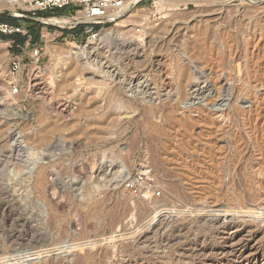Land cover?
I'll return each mask as SVG.
<instances>
[{
    "label": "rangeland",
    "instance_id": "obj_1",
    "mask_svg": "<svg viewBox=\"0 0 264 264\" xmlns=\"http://www.w3.org/2000/svg\"><path fill=\"white\" fill-rule=\"evenodd\" d=\"M127 1L137 11L100 28L113 33L107 44L57 37L83 32L69 12L57 17H76L71 25L40 23L49 34L35 43L38 63L32 47L15 53L0 38V264H75L89 252L99 254L93 264H180L175 249L138 243L159 211L175 219L152 242H183L199 232L197 214L222 211L243 223L227 232L248 244L230 264H264V0H196L176 11L166 0ZM12 5L0 0V15L35 21L32 5ZM71 48L83 49L81 61L65 62ZM142 165L139 191L114 183ZM193 259L181 264H210Z\"/></svg>",
    "mask_w": 264,
    "mask_h": 264
},
{
    "label": "bare ground",
    "instance_id": "obj_2",
    "mask_svg": "<svg viewBox=\"0 0 264 264\" xmlns=\"http://www.w3.org/2000/svg\"><path fill=\"white\" fill-rule=\"evenodd\" d=\"M7 1H8V3L11 4V6H13L12 5L13 4L12 0H7ZM193 1L196 2V0H166V2H164V3H165L167 11H176V10L179 9L181 4L187 5L188 3L193 2ZM21 2H22V0H21ZM128 2L129 1H126V4H125L124 8L122 9L123 11L121 13H119L117 15L113 14V15L109 16L108 18H106L105 20L113 21L114 23H117V27H121V23H124V20L122 21V19L124 18L126 13H128V12H136L137 11V10H135V7H134V3L135 2L134 3L132 2V4H131L132 8H130V4ZM130 9H132V10H130ZM80 18H81V14H79L78 18H76V19L80 20ZM49 21L53 22V23L61 24L62 26L63 25H67V24L71 25L73 23V19H71L69 17H58V18L50 19ZM103 31H102L101 36H103V38L105 39L104 44L105 43L107 44L109 42V38L111 36H113V33L111 34V32H103ZM89 46H90V44H89ZM63 53L65 54L63 56V58L65 59V62H68L69 60L75 62L77 60L81 61L83 59L82 55L84 54V51H83L82 48H71V49H64L60 54H63ZM79 63H81V62L78 61L77 64H75L76 65V67H75L76 70H77V67H78ZM55 78H56V81H58L60 78H62V73L57 74V76ZM56 81H54V80L51 81V84H53V85H54V83L56 84ZM75 90L77 91L78 88L75 89ZM198 103L199 104L203 103V100L202 99H198V102H196L194 100V101L191 102V105H195V104H198ZM214 111H217V113H218L219 108H217V109L215 108ZM58 112H59V110H58ZM221 118H223V115L219 114V119H221ZM50 129H54V127L50 128ZM48 134H45V135H48ZM41 136H42L41 138L43 139L44 138V134H41ZM44 177H45V175L42 172H40L39 175H38V179H37L38 180L37 181L38 185L42 184ZM176 185L177 184H171L170 185L171 193L176 194V193H178L177 190H180V189H178V185L177 186ZM174 194H172V196ZM178 195H179V193H178ZM152 202H148V201L146 202V206L148 205V207H149V208L146 207V209L148 208V210H151L150 212L147 210V213H152L153 212V210L151 208H154L155 205L153 207H150L153 204ZM221 212H218V213H216V212L212 213L211 212V213L197 214L195 218H196L197 231H199V232L194 233V235H192V237H189V236L186 237L185 236V238H183L184 239L183 242L179 240L180 238H175L174 237L175 239H173L172 236H170V237L164 236L163 238H161L158 241H156V238H154L155 241L152 242L151 239L154 236L155 237L159 236V235H157V234H159V232L163 233V229L166 228V226L168 224V221L172 220L175 217V216H172L173 214L171 215V213L167 214L165 212L162 213V211L161 212L159 211V212H157V214H155V220L153 219L154 221L153 220H152L153 222L151 221L152 223L149 226L148 230H146V232L143 233V234H139V238L137 237L139 239L138 243L141 244V245L145 244L144 246H146L148 244L149 245L148 247H152L153 245H155L153 247L154 249L155 248L163 249L164 251L167 250L169 252H170V250L175 249L177 251V253H178V255L176 257V260L178 259L177 262H179L180 264L184 263L183 262V256H186V255H187V257L195 258L193 260H198V261L200 260V262H202V261L210 262V264H230L232 262L236 263L237 260H241V259L243 260V256H244V254H245V252H246V250L248 248V244L246 242H242V241H239V240L236 239L237 236H236L235 233H237V232L239 233V230L242 228V226H243L242 224L243 223L242 224L239 223L237 218L233 217L234 215L231 216L230 214L228 215L227 212L224 213V214L221 213ZM141 216L142 217L144 216L143 218H147V217L149 218L150 214L148 216L145 212H143V214ZM175 225H176V223H175ZM169 228L170 227H168L166 229L171 230V228L170 229ZM188 229H189V226H188ZM181 230L182 229L180 228V231ZM233 230H235L234 234L233 233H230V234L228 233L229 231H233ZM147 231H150V232H147ZM171 231H166V232H171ZM176 235L181 237L180 233H177ZM181 235H183V234H181ZM141 245H140V248H141ZM153 248H150V249H153ZM101 251H102V249H101ZM135 251H136V249H135ZM158 251H160V250H158ZM257 252H259V251H257ZM155 253H152V255H154ZM159 254H160V252H159ZM259 254H261V256L263 257L264 256V249H261ZM157 255H158V253H157ZM148 257H150V256H148ZM257 257L258 256H256V258ZM151 258L153 259V257H151ZM173 258H174V256H173ZM96 259H98L100 261V257H99L98 253H90V252L89 253H82V255L78 258V260L76 261L75 264H91V263L93 264L94 263L93 260H96ZM128 259H130V258H127V260ZM122 261H123V259H122ZM153 261H154V259L151 261V260H149L147 258H143V259H135L134 262L128 260V261H125V262H122V263L119 262V263L120 264H155L154 263L155 261L154 262ZM188 261H187V263H188ZM193 262H195V261H193ZM189 264H190V262H189Z\"/></svg>",
    "mask_w": 264,
    "mask_h": 264
},
{
    "label": "built area",
    "instance_id": "obj_3",
    "mask_svg": "<svg viewBox=\"0 0 264 264\" xmlns=\"http://www.w3.org/2000/svg\"><path fill=\"white\" fill-rule=\"evenodd\" d=\"M25 3H29L33 6L34 12L32 19L39 23H44L45 18L39 17L38 13H49L56 10H67V13H73L77 15L81 14L80 20L77 19V23L73 29L79 25H84L83 32L74 33L71 36L64 35L66 31H60V37L63 39H77L81 35L85 36L86 43L90 46L99 43L100 35L103 30L101 27L113 21L105 20L113 14L121 13L126 4L127 0H22ZM21 2V0H12V3ZM55 18H58L57 16ZM76 17H73L75 19ZM23 29L13 27L7 24H0V33L4 35H12L16 33H22ZM28 47H32V59L37 63L40 61L42 56V48L39 45L29 43ZM22 69L21 61L14 59L11 63V71L13 74L18 73ZM12 93H19V85L13 84ZM141 168L148 169V167ZM149 174L146 170L141 172L138 168L136 172H131L127 169H121L119 173L113 176L115 184H121L125 188L132 191H139L141 188V181L146 174Z\"/></svg>",
    "mask_w": 264,
    "mask_h": 264
},
{
    "label": "trees",
    "instance_id": "obj_4",
    "mask_svg": "<svg viewBox=\"0 0 264 264\" xmlns=\"http://www.w3.org/2000/svg\"><path fill=\"white\" fill-rule=\"evenodd\" d=\"M67 14V10H56L54 12L49 13H38L39 17H50V16H65ZM0 24H7L13 27L18 28H26L28 30V34L24 35L22 33H16L12 35H4L0 33V38L3 40H14L17 44H24L29 36L32 38L31 42L32 44H35L39 41L40 35H39V27L40 23L31 21V20H25V19H14L8 16H2L0 15ZM17 53V51H14Z\"/></svg>",
    "mask_w": 264,
    "mask_h": 264
},
{
    "label": "crops",
    "instance_id": "obj_5",
    "mask_svg": "<svg viewBox=\"0 0 264 264\" xmlns=\"http://www.w3.org/2000/svg\"><path fill=\"white\" fill-rule=\"evenodd\" d=\"M48 32H49V30H41V35H40V32H39V35L41 36L40 38L41 39L46 38V35L49 34ZM77 32L79 33L80 31L78 30V31H73V32H64V35L66 34L68 36H71V35H73L74 33H77ZM56 36L60 37L58 34ZM31 40H32V38L29 36L27 41L24 44H22V45L17 44L14 40H10V47H11V49L13 51H17V53H20L21 51H23L24 47H26L29 43H32Z\"/></svg>",
    "mask_w": 264,
    "mask_h": 264
}]
</instances>
